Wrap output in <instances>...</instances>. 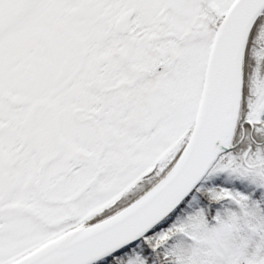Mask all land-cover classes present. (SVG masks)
Instances as JSON below:
<instances>
[{
    "label": "snow or ice",
    "instance_id": "6c2138e0",
    "mask_svg": "<svg viewBox=\"0 0 264 264\" xmlns=\"http://www.w3.org/2000/svg\"><path fill=\"white\" fill-rule=\"evenodd\" d=\"M0 264H264V0H0Z\"/></svg>",
    "mask_w": 264,
    "mask_h": 264
}]
</instances>
